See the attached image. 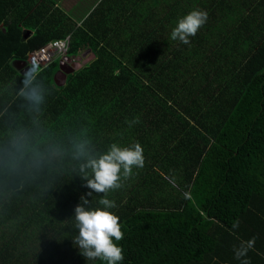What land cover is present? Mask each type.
Masks as SVG:
<instances>
[{
    "label": "trees",
    "instance_id": "16d2710c",
    "mask_svg": "<svg viewBox=\"0 0 264 264\" xmlns=\"http://www.w3.org/2000/svg\"><path fill=\"white\" fill-rule=\"evenodd\" d=\"M192 9L207 21L172 40ZM68 34L66 59L42 66L37 112L18 95L19 62ZM19 129L42 159L0 169V264H105L73 244L81 196H103L73 158L84 139L143 148L107 194L120 264H264V0H99L77 20L53 0H0V143Z\"/></svg>",
    "mask_w": 264,
    "mask_h": 264
},
{
    "label": "clouds",
    "instance_id": "9594fccd",
    "mask_svg": "<svg viewBox=\"0 0 264 264\" xmlns=\"http://www.w3.org/2000/svg\"><path fill=\"white\" fill-rule=\"evenodd\" d=\"M207 18L206 11L190 10L178 18L170 38L189 44V38L196 35ZM27 57L23 61L25 64H28ZM62 60L60 59L61 62ZM42 71L41 63L32 60L24 72L22 87L18 93L37 112L45 99L43 86L39 83ZM138 122V118L132 121ZM34 136L30 130L19 129L0 143V169L10 173L16 172L26 158L38 163L42 155L34 144ZM73 158L82 161L79 170L83 173L85 186L91 190L87 195L92 196L93 192L103 194L96 206H93L91 200L81 196L80 202L74 208V227L77 235L73 244L88 260L99 259L105 264H120L124 256L123 249L117 242L123 239L124 234L119 217L110 211L116 204L107 198V194L122 187V180L129 178L134 168L143 167V148L138 142L126 146L111 143L107 150L96 153L92 150L90 141L84 139L73 144ZM233 227H238V222ZM253 243L254 238L248 242V247Z\"/></svg>",
    "mask_w": 264,
    "mask_h": 264
},
{
    "label": "built area",
    "instance_id": "2783aa9c",
    "mask_svg": "<svg viewBox=\"0 0 264 264\" xmlns=\"http://www.w3.org/2000/svg\"><path fill=\"white\" fill-rule=\"evenodd\" d=\"M69 41V34L64 38L51 40L44 46L32 50L28 54L27 62L31 63L32 60H36L41 63V66H44L58 57L60 59H66Z\"/></svg>",
    "mask_w": 264,
    "mask_h": 264
},
{
    "label": "rangeland",
    "instance_id": "374dc122",
    "mask_svg": "<svg viewBox=\"0 0 264 264\" xmlns=\"http://www.w3.org/2000/svg\"><path fill=\"white\" fill-rule=\"evenodd\" d=\"M98 1L99 0H80L77 3H70V2L63 3V4H61V7H63L68 12H69V10H71V12H69V13H71L72 15H74V14L79 15V17L81 18V15L85 11L90 9L92 6L94 7L95 5H97ZM53 2H54V4H57L59 6V4H58V2H56V0H53ZM91 57H92V55L89 53V51L87 49L81 50L78 55L72 57L73 60L71 59V61H69L68 64L66 63L68 66L63 63L64 64L63 69L66 71V70H69L72 68H76L80 64L85 63ZM57 60L60 61V58L58 57ZM29 65H30V63H28V66ZM60 72H62V71H60ZM59 75L61 76V74H58V77L60 78Z\"/></svg>",
    "mask_w": 264,
    "mask_h": 264
},
{
    "label": "crops",
    "instance_id": "0c3cea01",
    "mask_svg": "<svg viewBox=\"0 0 264 264\" xmlns=\"http://www.w3.org/2000/svg\"><path fill=\"white\" fill-rule=\"evenodd\" d=\"M80 0H56V2H58V4H59V7L61 8V9H63L64 11H66L63 7H61V4H63V3H68V2H70V3H77V2H79ZM57 5V4H56ZM72 7V6H71ZM70 7V8H71ZM72 9V8H71ZM66 12H68V11H66ZM69 12H71V10H69ZM68 12V13H69ZM86 12V11H85ZM84 12V13H85ZM83 13V14H84ZM71 16H73L76 20H77V18L79 17V15H76V14H74V15H72L71 13H69ZM83 14L81 15V16H83Z\"/></svg>",
    "mask_w": 264,
    "mask_h": 264
},
{
    "label": "water",
    "instance_id": "95a60500",
    "mask_svg": "<svg viewBox=\"0 0 264 264\" xmlns=\"http://www.w3.org/2000/svg\"><path fill=\"white\" fill-rule=\"evenodd\" d=\"M24 64H25V62H19V66H22V65H24ZM19 66H18V67H19ZM18 67H17V68H18ZM27 68H28V67H26V69H27ZM22 73H24V71H22ZM63 77H64V76H63Z\"/></svg>",
    "mask_w": 264,
    "mask_h": 264
}]
</instances>
